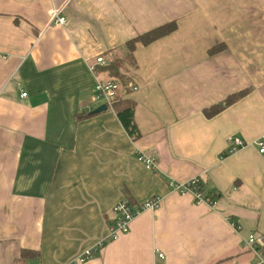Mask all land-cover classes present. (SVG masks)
<instances>
[{
    "label": "crops",
    "instance_id": "1",
    "mask_svg": "<svg viewBox=\"0 0 264 264\" xmlns=\"http://www.w3.org/2000/svg\"><path fill=\"white\" fill-rule=\"evenodd\" d=\"M58 6L64 25L51 21ZM170 20L178 28L138 44L129 69L140 138L113 107L77 119L104 104L94 99L97 58ZM260 139L264 0H0V264H70L109 234L117 202L155 195L159 207L81 264H255L246 239L264 237ZM197 175L212 203L169 186ZM24 248L39 257L23 261Z\"/></svg>",
    "mask_w": 264,
    "mask_h": 264
},
{
    "label": "built area",
    "instance_id": "2",
    "mask_svg": "<svg viewBox=\"0 0 264 264\" xmlns=\"http://www.w3.org/2000/svg\"><path fill=\"white\" fill-rule=\"evenodd\" d=\"M64 6L53 7L50 9L49 14L51 21L57 24H65L67 22L66 16L63 14ZM108 60L104 56L97 58V63L100 65L107 64ZM119 85L111 80L102 81L97 80L95 84V101L102 102L106 106L113 107V99L117 94ZM23 96L27 95V92L22 93ZM85 109L89 112L92 110L90 105L85 106ZM237 146H243L244 142L240 139H235ZM260 152L264 153V139L259 140ZM236 149V148H234ZM138 159L148 168L153 171L159 170V165L155 158L143 150L138 151ZM201 182L199 175L191 177L187 180L171 179L169 186L173 191L180 193L192 192L195 195L197 203H212V196H206L205 193L198 188V184ZM162 201L161 196H153L150 199L144 201L140 205L133 204V202L125 197L122 198L113 206L114 218L110 225L109 234L96 242L90 248L85 249L80 255L70 261V264H81L85 262L89 257L99 252L101 248L106 244L107 240L117 239L120 235L127 233L130 230L131 222L142 211L148 209H156L160 206ZM246 243L253 250L256 255L255 264H264V237H257L255 232H251ZM158 258L164 260L165 255L163 252L158 253Z\"/></svg>",
    "mask_w": 264,
    "mask_h": 264
},
{
    "label": "trees",
    "instance_id": "3",
    "mask_svg": "<svg viewBox=\"0 0 264 264\" xmlns=\"http://www.w3.org/2000/svg\"><path fill=\"white\" fill-rule=\"evenodd\" d=\"M178 28V23L176 20H170L164 24H161L149 31L139 34L134 38L129 39L127 42L123 43L117 48L118 53L113 57L108 58V62L102 65L98 70L97 74L100 80L107 81L111 80L119 85L116 96L113 99V109L115 110L118 118L125 127L127 133L133 139H138L141 136V131L135 120V108L136 102L128 97L131 91L135 88V83L129 74L130 68L137 67V61L134 55V51L138 44L148 45L153 41L174 32ZM225 48V43L216 44L208 49V53L213 54L218 51H222ZM252 87L244 88L235 92L228 94L224 99L219 102H215L203 109V113L207 118H211L221 111H223L227 106L237 102L244 96H246ZM92 113H82L76 116L77 119H82L93 115ZM226 152L223 153L225 155ZM201 178V177H200ZM198 188L202 190L206 196L209 193L206 191V184L201 178V182L198 184ZM40 252L32 249H22L21 259L34 260L39 257Z\"/></svg>",
    "mask_w": 264,
    "mask_h": 264
},
{
    "label": "water",
    "instance_id": "4",
    "mask_svg": "<svg viewBox=\"0 0 264 264\" xmlns=\"http://www.w3.org/2000/svg\"><path fill=\"white\" fill-rule=\"evenodd\" d=\"M106 108H107V106L105 104H103L100 107H98L96 110H94V112H100L102 110H105Z\"/></svg>",
    "mask_w": 264,
    "mask_h": 264
},
{
    "label": "rangeland",
    "instance_id": "5",
    "mask_svg": "<svg viewBox=\"0 0 264 264\" xmlns=\"http://www.w3.org/2000/svg\"><path fill=\"white\" fill-rule=\"evenodd\" d=\"M107 57H109V54L106 55ZM145 152V151H144Z\"/></svg>",
    "mask_w": 264,
    "mask_h": 264
}]
</instances>
